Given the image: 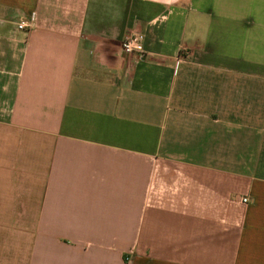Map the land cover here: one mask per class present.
Wrapping results in <instances>:
<instances>
[{
    "label": "crops",
    "instance_id": "obj_1",
    "mask_svg": "<svg viewBox=\"0 0 264 264\" xmlns=\"http://www.w3.org/2000/svg\"><path fill=\"white\" fill-rule=\"evenodd\" d=\"M0 264H264V0H0Z\"/></svg>",
    "mask_w": 264,
    "mask_h": 264
},
{
    "label": "built area",
    "instance_id": "obj_2",
    "mask_svg": "<svg viewBox=\"0 0 264 264\" xmlns=\"http://www.w3.org/2000/svg\"><path fill=\"white\" fill-rule=\"evenodd\" d=\"M35 21V16L24 18L19 22L18 28L21 30L32 28L35 24ZM143 40L144 36L140 32H132L123 40L122 48L127 54H133L135 52L141 51L143 48ZM243 200L244 202H247L248 198H244Z\"/></svg>",
    "mask_w": 264,
    "mask_h": 264
},
{
    "label": "rangeland",
    "instance_id": "obj_3",
    "mask_svg": "<svg viewBox=\"0 0 264 264\" xmlns=\"http://www.w3.org/2000/svg\"><path fill=\"white\" fill-rule=\"evenodd\" d=\"M21 21V20H20ZM19 24V23H18ZM30 29V28H29Z\"/></svg>",
    "mask_w": 264,
    "mask_h": 264
}]
</instances>
